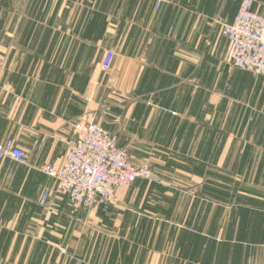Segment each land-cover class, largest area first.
Returning a JSON list of instances; mask_svg holds the SVG:
<instances>
[{
	"label": "crops",
	"instance_id": "crops-1",
	"mask_svg": "<svg viewBox=\"0 0 264 264\" xmlns=\"http://www.w3.org/2000/svg\"><path fill=\"white\" fill-rule=\"evenodd\" d=\"M239 4L0 0V143L26 155L0 160V264H264V77L228 63L214 23ZM79 121L156 179L75 214L42 203Z\"/></svg>",
	"mask_w": 264,
	"mask_h": 264
},
{
	"label": "built area",
	"instance_id": "built-area-1",
	"mask_svg": "<svg viewBox=\"0 0 264 264\" xmlns=\"http://www.w3.org/2000/svg\"><path fill=\"white\" fill-rule=\"evenodd\" d=\"M229 43L228 63L239 70L264 77V15L253 11V0H240L234 21L214 20ZM114 58L105 51L101 69L108 71ZM0 86V94L3 91ZM25 165L26 155L8 138L0 143V160ZM41 172L55 181L46 189L41 202L54 194L65 197L71 214L113 204L115 192L130 187L136 180H155L144 166L135 165L126 149L119 148L117 137L95 122L71 124L67 149L58 167L44 165Z\"/></svg>",
	"mask_w": 264,
	"mask_h": 264
}]
</instances>
